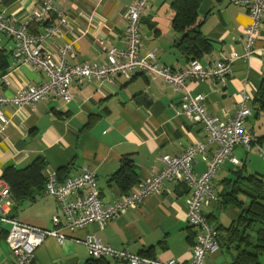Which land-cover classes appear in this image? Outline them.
<instances>
[{"label":"crops","instance_id":"obj_1","mask_svg":"<svg viewBox=\"0 0 264 264\" xmlns=\"http://www.w3.org/2000/svg\"><path fill=\"white\" fill-rule=\"evenodd\" d=\"M40 1L0 0V11L19 24ZM132 1L55 0L56 9L68 17L70 27L47 39L43 48L57 53L65 45H71L72 52L67 51L65 56L68 64L105 61L107 52L98 40L106 47H125V10ZM171 1L147 0L139 29L141 54L154 50L159 63L181 68L193 61L205 66L225 59L231 48L242 50L245 29L251 23L246 8L230 0H201L200 31L211 40L213 49L200 59L181 54L174 44L180 33L171 26ZM56 21V15L47 14L29 30L35 34ZM46 22L48 24L44 25ZM0 49L10 55L9 67L2 72L8 75L9 84L2 86L0 94L10 96L17 89L39 84L46 78L42 70L31 64L13 65L12 38L1 35ZM254 50L248 59L233 62L232 75L225 83L190 80L188 88L192 95H203L207 110L219 117L233 114L242 92L247 93L252 112L246 124L264 148V112L259 111L255 100L264 75V16L257 27ZM70 91L73 99L69 102L50 97L35 107L6 105L2 108L8 122L0 130V177L6 167H24L42 156L46 162L43 176L53 172L63 181L87 167L96 175L102 201L112 202L125 195L110 180L121 157L126 155L134 161L138 180L127 193L137 192L140 182L161 171L163 155H177L190 144L207 139L202 124L180 113V92L160 76L137 72L131 79L118 75L112 82L103 84L96 79L79 82L74 78ZM212 153L213 148L195 156L194 173L205 170ZM250 153L257 155L255 146L247 152L242 145H237L232 155L245 164L248 173L262 175L264 186V165L253 162ZM236 166L229 159L225 161L212 179L217 198H206L203 202V213L216 226H228L239 214L236 207L223 204L221 197L227 190L228 179L235 177ZM4 183L0 178V189ZM187 195L188 189L183 182L166 181L159 195L145 197L103 226L91 222L74 230L64 226L65 219L55 197L43 190L35 200H25L17 207L13 202L8 215L36 227L60 229L65 235L62 242L55 236L46 237L35 250L34 264H84L92 259L84 242L87 236L96 237L113 249L185 263L190 259V246L195 241V229L186 221ZM54 215L60 216L59 225L52 222ZM9 226L0 221V264L13 261L5 240ZM224 249L220 245L218 250L207 255L205 264H229L232 253ZM102 261L127 264L107 256L99 264Z\"/></svg>","mask_w":264,"mask_h":264},{"label":"built area","instance_id":"obj_2","mask_svg":"<svg viewBox=\"0 0 264 264\" xmlns=\"http://www.w3.org/2000/svg\"><path fill=\"white\" fill-rule=\"evenodd\" d=\"M54 1L41 0L30 10L27 19L19 24H16L4 11H0V36L6 35L14 41L13 65L31 64L46 75L39 84L21 87L10 96L0 94V130L8 122L2 111L4 106L35 107L37 103L50 97L69 102L73 99L70 83L74 78L79 82L96 79L103 84L112 82L118 75L131 79L137 72L162 77L175 91L180 92V113L202 124L207 135L205 142L190 144L177 155H163L161 157L163 168L159 173L140 182L137 192H129L112 202L102 201L96 175L87 167L63 181H59L55 173L49 172L46 175L43 191L55 197L61 215L65 219L64 226L74 230L91 222L103 226L145 197L159 195L166 181L183 182L188 189L186 221L195 229V241L190 246L191 256L187 262L182 263L175 259L161 260L113 249L93 236L85 237L84 242L90 257L93 258L107 256L125 261L127 264H205L207 255L220 248L216 226L202 211L206 198L214 200L217 198L212 184L213 177L227 159L236 165H241L232 155L235 146L242 145L247 152L255 146L263 159L264 148L259 145L258 137L246 124L252 112L248 105L250 97L247 93L242 92L233 114L219 117L207 110L203 95L190 93L188 81L212 80L223 84L232 75L233 62L241 58L248 59L254 53L257 27L264 16V0H230L246 8L251 18V23L245 29L241 51L231 48L225 59L213 61L205 66L199 61H193L181 68H172L159 63L154 50L146 54L140 53L142 37L139 29L147 0H133L126 6L124 48L106 47L101 40H98V44L107 52L105 61L68 64L65 56L67 51L72 52L71 45H65L57 53L43 48V43L47 39L56 37L64 28L70 27L68 17L56 9ZM47 14L56 15L57 21L45 26L38 33H31L29 23L42 22L43 16ZM8 84V75L0 73V90L3 85ZM212 148L213 153L205 170L199 174L194 173L192 163L195 156L205 154ZM12 205L10 188L4 183L0 189V221L10 225L5 237L13 257L10 264H34L35 250L48 236H55L59 242L64 241L65 235L60 229L36 227L9 216L8 212ZM52 222L59 225L60 216L54 215Z\"/></svg>","mask_w":264,"mask_h":264},{"label":"trees","instance_id":"obj_3","mask_svg":"<svg viewBox=\"0 0 264 264\" xmlns=\"http://www.w3.org/2000/svg\"><path fill=\"white\" fill-rule=\"evenodd\" d=\"M200 2L201 0L170 2L173 11L171 26L180 33L174 44L181 54L190 59H200L213 49L211 40L200 31L203 21L199 12ZM34 23V21L29 23L28 27ZM47 24L48 22L44 25ZM9 64L10 55L0 49V73L5 72ZM255 100L259 111L264 112V75L260 80ZM45 166L44 158L37 156L24 167L8 166L3 170L0 178L9 186L16 207L25 200H35L39 192L44 190L46 176H43L42 170ZM236 167L235 177L228 179L227 190L221 194V197L223 204L236 207L239 214L226 227L215 225L218 232L217 240L219 245L225 248V252L230 250L232 253L229 264H264L263 176L258 173H248L244 163ZM110 180L126 194L138 180L133 159L126 155L121 157L119 166L110 176ZM243 198L248 200L247 205ZM209 221L211 222L210 218ZM102 259L103 257H92L84 264H99ZM101 264L106 263L102 261Z\"/></svg>","mask_w":264,"mask_h":264},{"label":"rangeland","instance_id":"obj_4","mask_svg":"<svg viewBox=\"0 0 264 264\" xmlns=\"http://www.w3.org/2000/svg\"><path fill=\"white\" fill-rule=\"evenodd\" d=\"M250 157H252L253 158V162H255L256 164H258V165H260V166H262V165H264V159L257 153V155L254 153H250ZM244 200H245V205H247V202H248V200L246 199V198H243ZM225 215V214H224Z\"/></svg>","mask_w":264,"mask_h":264}]
</instances>
